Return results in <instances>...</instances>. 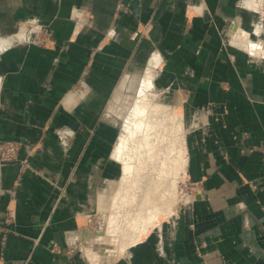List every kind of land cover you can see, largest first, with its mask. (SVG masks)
Here are the masks:
<instances>
[{
    "label": "crops",
    "instance_id": "obj_1",
    "mask_svg": "<svg viewBox=\"0 0 264 264\" xmlns=\"http://www.w3.org/2000/svg\"><path fill=\"white\" fill-rule=\"evenodd\" d=\"M252 3L0 0V142L21 143L0 166V228L14 213L0 264H264V54L245 48L264 37V5ZM25 21L53 45L17 40ZM127 89L170 94L180 116L194 196L160 220L118 208L137 180L127 142L152 118L130 112L122 138L106 108ZM108 236L120 243L102 261Z\"/></svg>",
    "mask_w": 264,
    "mask_h": 264
},
{
    "label": "rangeland",
    "instance_id": "obj_2",
    "mask_svg": "<svg viewBox=\"0 0 264 264\" xmlns=\"http://www.w3.org/2000/svg\"><path fill=\"white\" fill-rule=\"evenodd\" d=\"M251 1L253 2L252 6L253 7L256 6L255 8H258V7L260 8L261 6L260 4L262 3L264 5V0H251ZM37 27H39L38 29H40V33L38 34L31 33V30L37 29ZM46 31H48L51 38H53L52 30L49 29L47 25L41 24L37 21H25L20 26H18L14 35H15V38L19 40L20 42H23L26 44H32V45L42 47V48H47L53 45L52 39H51V43H48L45 46H40L36 42V39L38 37L46 36V33H45ZM26 37H28V39H26ZM256 44H258L259 46H264V37H261V41L259 43L257 42ZM116 91L112 95L110 99V103L108 107L106 108L107 110L106 114L116 120L120 128V133H121L122 138L125 136L124 133L127 132V130L125 131L124 126L126 122L128 123L130 120V119H127L128 118L127 116L130 114L131 109L135 105H138V106L146 105L145 108L149 107L148 112L151 113L152 115V118L150 119L151 121H149L150 123L157 122L161 118L163 119L166 118L168 120V121L167 120L163 121L162 123L158 125V128L153 133V136L151 137V139L149 136L139 133L129 140L128 142L129 148L124 153V157L126 158L133 157L135 154L134 152H139L138 151L139 149L137 150L136 148L137 147L139 148L140 143L142 141H146V140L148 141L149 139H150V144L152 145L155 144V147L159 148L157 149L160 151V154L158 156L159 159L157 158L158 160L156 159L154 163L151 164L153 170L149 165L147 167H149L150 169L147 168L143 170L142 172H138L136 174L137 180H136L135 186L132 188L133 189L131 192L132 197L130 196L131 199L119 201L118 204L120 205L118 206V208L122 207L121 210H126L128 213L130 212V215L132 216L131 219L134 218L133 220H139L135 216L140 211H144L145 216L149 217L150 211L153 210V212L155 213L163 214L167 208L171 207V205L174 204L172 206L174 208L171 207L173 211L170 212V213H173L178 208V206H180L181 204L185 203L188 200L192 186L188 184V181L186 182L183 179L184 171H182L183 170L181 167L182 158L180 156L181 150L183 147V143L181 142L182 138H180V136L183 135V129H182L181 121H180V116L177 117L176 106L173 107L171 103H169L171 101V95L170 94L161 95L158 92L150 90L145 93L146 98L145 96L142 98L140 97L141 95L138 94V96H136L132 93V91H130V89L129 91L127 89L126 92L125 91L119 92V97H118L117 96L118 93ZM149 102L151 105H155V106H157V104L162 105L161 106L162 112L157 110L155 106H152L150 109V104H148ZM161 115L165 117H161ZM130 124H133V123H130ZM158 138H162V140H157ZM167 149H170L171 152H168ZM164 160L167 163L166 165L169 169H164V170L160 169V164ZM130 161H131V158H130ZM166 170L168 173L166 172ZM157 176L165 177L166 182L163 185H159L155 183L157 181ZM126 186L127 185L125 186L122 185L121 193L123 192V188ZM152 194H155L156 196H153ZM109 208H112V207H109ZM164 217L166 216H164L163 214V216H160L158 219L160 220L161 218H164ZM106 218L100 219L96 216V218L94 217L91 218L88 221V224L92 228L99 229L102 225L103 226L105 225L106 220H107ZM143 219L140 217L141 225L142 224L145 225L144 223L145 220ZM114 220L116 222V215L114 216ZM130 220L127 219L125 221V224H128ZM119 243L120 242H119L118 236L117 237L108 236V238L105 239L103 246L100 248V250L104 252L102 253V257H101L103 258L102 261H109L110 260L109 258H112L115 255V253L118 250L116 248Z\"/></svg>",
    "mask_w": 264,
    "mask_h": 264
},
{
    "label": "bare ground",
    "instance_id": "obj_3",
    "mask_svg": "<svg viewBox=\"0 0 264 264\" xmlns=\"http://www.w3.org/2000/svg\"><path fill=\"white\" fill-rule=\"evenodd\" d=\"M239 42H240V40H239ZM239 44V43H238ZM242 45V44H241ZM245 48H247L248 49V51L251 53V54H253V55H261V54H263L264 53V46H259V45H254V44H251V45H248V46H245ZM148 104H150V102L148 103ZM146 106V105H145ZM145 106H142V105H140V106H138V105H136V106H134L133 108H132V110H131V112H134V114H139V115H141L142 117H144V118H150V116H152L151 115V113H149L148 111V108H145ZM152 106H155V105H151L150 104V109H151V107ZM161 106L162 105H160V104H157V106H155V108L157 109V110H159V111H161ZM162 112V111H161ZM135 116V115H134ZM161 117H165V116H163V115H161ZM136 118V117H135ZM138 120V119H137ZM167 119L166 118H161V119H159L157 122H154V123H150V122H148V123H146V127L144 128L143 126H142V128H144V129H142L141 131H142V133L144 134V135H147V136H149L150 137V139H151V137L153 136V133L157 130V128H158V125L160 124V123H162L163 121H166ZM131 121V120H130ZM168 121V120H167ZM129 128H130V126H129ZM133 128L134 129H137V128H139L140 129V127L138 126V122H137V125H135V126H133ZM165 131V130H164ZM136 132V131H135ZM135 132H133V134L135 133ZM131 133V132H130ZM133 134H131V135H133ZM150 139L147 141H142L141 143H140V146H139V148L137 147L136 149L139 151V152H134V151H136V150H134L133 152L135 153L134 154V156L133 157H129L128 158V160H126L125 161V170L126 171H128V170H130L131 172H132V175L134 174V175H136L138 172H142L143 170H145V169H147V168H149V167H147V166H149L150 165V167L152 168V166H151V164H153L154 163V161L158 158V156H159V154H160V151L158 150L159 148L158 147H155V144L154 145H152V144H150ZM157 140H162V138H158ZM129 141V140H128ZM128 143V142H127ZM158 148V149H157ZM159 151V152H158ZM167 151L168 152H171L170 151V149H167ZM167 153V152H166ZM183 154V150H181V158H182V155ZM185 155V154H184ZM130 158H131V161H130ZM168 158V157H167ZM159 159V158H158ZM157 159V160H158ZM166 160V159H165ZM165 160L164 161H162V163L160 164V169H162V170H164V169H169L168 167H167V163L165 162ZM159 164V163H158ZM143 167V168H142ZM182 167V166H181ZM150 169V168H149ZM152 170H153V168H152ZM147 171V170H146ZM151 172V171H150ZM158 172V171H157ZM162 172V171H161ZM161 172H160V174H161ZM166 172H167V170H166ZM163 173V172H162ZM168 173V172H167ZM159 174V175H160ZM133 175V176H134ZM141 175V174H140ZM169 175V174H168ZM163 176V175H162ZM158 177V176H157ZM161 179H163L162 177H158V180L159 181H161ZM162 182V181H161ZM160 182V183H161ZM156 183V182H155ZM156 185V184H155ZM126 196V195H125ZM167 197V196H166ZM131 199V198H130ZM173 204V203H172ZM174 205V204H173ZM173 205H171V207L173 206ZM170 207V209H172V208H174V207H172L171 208ZM154 222V221H153Z\"/></svg>",
    "mask_w": 264,
    "mask_h": 264
},
{
    "label": "built area",
    "instance_id": "obj_4",
    "mask_svg": "<svg viewBox=\"0 0 264 264\" xmlns=\"http://www.w3.org/2000/svg\"><path fill=\"white\" fill-rule=\"evenodd\" d=\"M38 28L39 27H37V29H32L31 33H37V34L40 33V29H38ZM45 33H46V36L38 37L36 39V42L40 46H45L48 43H51L52 38H51L49 32L46 31ZM26 39H28V37H26ZM20 148H21V143H19L17 141L0 142V166L2 164L17 162L18 161L17 156H18V152H19ZM26 166H27L26 161L20 162L21 168L26 167ZM193 196H194V188L192 187L188 200L190 198H192ZM13 220H14V213L11 210L7 211L5 213L4 222H3L4 227L0 228V243H3L6 241V237H7V234L9 232V230L7 229V226L10 225V223H12Z\"/></svg>",
    "mask_w": 264,
    "mask_h": 264
}]
</instances>
